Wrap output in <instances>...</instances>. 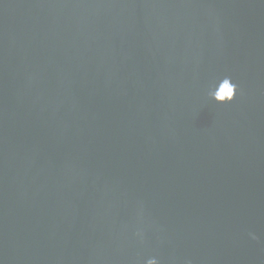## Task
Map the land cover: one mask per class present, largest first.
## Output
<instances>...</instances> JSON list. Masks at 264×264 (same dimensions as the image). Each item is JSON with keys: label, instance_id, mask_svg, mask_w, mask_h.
<instances>
[{"label": "water", "instance_id": "water-1", "mask_svg": "<svg viewBox=\"0 0 264 264\" xmlns=\"http://www.w3.org/2000/svg\"><path fill=\"white\" fill-rule=\"evenodd\" d=\"M150 258L264 264V0H0V264Z\"/></svg>", "mask_w": 264, "mask_h": 264}, {"label": "clouds", "instance_id": "clouds-1", "mask_svg": "<svg viewBox=\"0 0 264 264\" xmlns=\"http://www.w3.org/2000/svg\"><path fill=\"white\" fill-rule=\"evenodd\" d=\"M227 79L231 81L230 78ZM232 85L233 87L231 89H227L225 93H222V95H226L228 97L226 101L227 103H231L233 101V99L235 98V93L237 91L236 85L234 83H232ZM252 238L255 239V236H253ZM146 264H158V261L155 258H150L146 261Z\"/></svg>", "mask_w": 264, "mask_h": 264}]
</instances>
